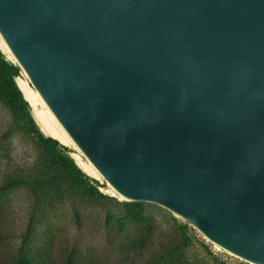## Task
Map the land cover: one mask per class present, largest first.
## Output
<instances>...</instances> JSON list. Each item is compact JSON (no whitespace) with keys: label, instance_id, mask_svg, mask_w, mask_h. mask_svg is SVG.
<instances>
[{"label":"water","instance_id":"water-1","mask_svg":"<svg viewBox=\"0 0 264 264\" xmlns=\"http://www.w3.org/2000/svg\"><path fill=\"white\" fill-rule=\"evenodd\" d=\"M0 33L127 201L264 264V0H0Z\"/></svg>","mask_w":264,"mask_h":264},{"label":"rangeland","instance_id":"rangeland-1","mask_svg":"<svg viewBox=\"0 0 264 264\" xmlns=\"http://www.w3.org/2000/svg\"><path fill=\"white\" fill-rule=\"evenodd\" d=\"M3 55L18 66L16 77L24 79L18 62ZM29 110L35 118L30 105ZM34 120L48 136L46 128ZM59 144L78 165V151L72 145ZM38 157L34 140L0 101V185L12 168L27 171L22 184L0 190V264H12L21 247L33 259L32 264H250L218 250L194 224L159 203L135 201L141 212L137 218L129 217L124 205L127 200L85 172L107 198L91 197L66 184L50 195L31 191L33 178L41 182L33 169ZM31 217L33 225L27 243L22 244Z\"/></svg>","mask_w":264,"mask_h":264},{"label":"trees","instance_id":"trees-1","mask_svg":"<svg viewBox=\"0 0 264 264\" xmlns=\"http://www.w3.org/2000/svg\"><path fill=\"white\" fill-rule=\"evenodd\" d=\"M18 74V66L6 60L0 49V101L19 123L22 131L31 136L39 149V157L34 161L33 169L41 177V182L33 178L35 186L31 187V191L50 195L52 191H58L63 184H66L69 187L83 189L91 197L107 198L99 193L97 187L91 183L92 179L85 175L82 169L63 151L64 148L59 144L58 140L49 135L45 136L38 128L30 113L28 102L16 84L15 77ZM12 169L3 176L0 190L10 189L11 186L24 182L27 171L26 173L24 171V174L22 171L14 172ZM41 184H43L44 191L41 188ZM124 205L129 217L137 218L139 216L141 209L138 203L126 201ZM31 209L34 210V207L31 206ZM31 219L32 217L29 219L22 234V244L27 243L29 232L33 225V220ZM22 250L21 247L19 255L12 264H32L33 259L27 257V253L25 254Z\"/></svg>","mask_w":264,"mask_h":264},{"label":"bare ground","instance_id":"bare-ground-1","mask_svg":"<svg viewBox=\"0 0 264 264\" xmlns=\"http://www.w3.org/2000/svg\"><path fill=\"white\" fill-rule=\"evenodd\" d=\"M0 49L4 52V54L8 56V58H10L11 60L17 61L15 55L13 54L12 50L10 49L6 41L4 40L1 33H0ZM22 74L25 78L21 79L19 77H16V84L18 88L21 90L24 98L27 100L28 104L30 105V108H32L34 117L40 124L43 125L44 128H46L48 135L56 138L60 143L72 145L78 151V154H76V157H77L76 159H77L78 166L82 169V171L96 178L101 179L103 182H105L109 186L110 190L113 192L114 195H117L120 198H125L123 194L117 191L103 177V175L94 167V165L89 161V159L84 155V153L80 150V148L76 145V143L68 135V133L62 127L60 122L54 116L52 111L49 109V107L47 106V104L45 103V101L43 100V98L41 97V95L39 94L35 86L33 85L32 81L30 80L26 72L24 71L23 67H22ZM37 105H40L41 108L37 109L36 108ZM183 219L189 223V221L185 219L184 217ZM205 239L213 243L218 250H223L229 253L230 255H233L239 259L247 261L250 264H257L253 261H250L236 253H233L221 247L220 245H218L217 243L209 239L206 235H205Z\"/></svg>","mask_w":264,"mask_h":264}]
</instances>
